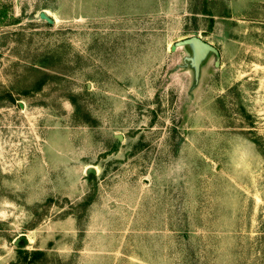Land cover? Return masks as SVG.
Returning <instances> with one entry per match:
<instances>
[{"label":"rangeland","instance_id":"374dc122","mask_svg":"<svg viewBox=\"0 0 264 264\" xmlns=\"http://www.w3.org/2000/svg\"><path fill=\"white\" fill-rule=\"evenodd\" d=\"M0 264H264V0H0Z\"/></svg>","mask_w":264,"mask_h":264},{"label":"water","instance_id":"95a60500","mask_svg":"<svg viewBox=\"0 0 264 264\" xmlns=\"http://www.w3.org/2000/svg\"><path fill=\"white\" fill-rule=\"evenodd\" d=\"M40 17L41 19H45L48 23L53 24L55 23V20L53 18H51L46 11H42L40 13ZM186 45H192L194 48V57L192 58L193 61V65L195 66L196 69H198L200 67L201 62L207 57V55L212 52L215 54H219V49L214 46L213 44H211L210 42H207L206 40H204L201 36L199 35H194L192 37L183 39L178 41L175 45L172 46L173 50H176L178 47L181 46H186ZM88 173H96L95 169H88L87 170ZM20 241H24V243L28 244L29 243V239L27 238V236L22 235L20 236L16 242H20Z\"/></svg>","mask_w":264,"mask_h":264},{"label":"trees","instance_id":"16d2710c","mask_svg":"<svg viewBox=\"0 0 264 264\" xmlns=\"http://www.w3.org/2000/svg\"><path fill=\"white\" fill-rule=\"evenodd\" d=\"M40 252L39 251H33L32 254L36 255V254H39Z\"/></svg>","mask_w":264,"mask_h":264}]
</instances>
